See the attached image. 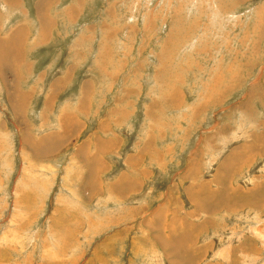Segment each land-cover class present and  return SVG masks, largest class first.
Returning a JSON list of instances; mask_svg holds the SVG:
<instances>
[{
	"label": "rangeland",
	"instance_id": "374dc122",
	"mask_svg": "<svg viewBox=\"0 0 264 264\" xmlns=\"http://www.w3.org/2000/svg\"><path fill=\"white\" fill-rule=\"evenodd\" d=\"M230 5L0 0V264H264V0Z\"/></svg>",
	"mask_w": 264,
	"mask_h": 264
},
{
	"label": "crops",
	"instance_id": "0c3cea01",
	"mask_svg": "<svg viewBox=\"0 0 264 264\" xmlns=\"http://www.w3.org/2000/svg\"><path fill=\"white\" fill-rule=\"evenodd\" d=\"M231 2H232V0H224V9H223V11L220 10L218 15L224 16L227 13V10L229 7L234 8L233 6L230 5Z\"/></svg>",
	"mask_w": 264,
	"mask_h": 264
},
{
	"label": "bare ground",
	"instance_id": "6f19581e",
	"mask_svg": "<svg viewBox=\"0 0 264 264\" xmlns=\"http://www.w3.org/2000/svg\"><path fill=\"white\" fill-rule=\"evenodd\" d=\"M43 146V145H42Z\"/></svg>",
	"mask_w": 264,
	"mask_h": 264
}]
</instances>
